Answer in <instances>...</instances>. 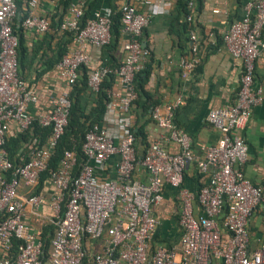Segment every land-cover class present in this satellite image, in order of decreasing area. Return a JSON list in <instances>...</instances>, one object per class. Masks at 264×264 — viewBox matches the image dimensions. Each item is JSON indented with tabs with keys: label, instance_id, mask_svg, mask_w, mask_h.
Returning <instances> with one entry per match:
<instances>
[{
	"label": "built area",
	"instance_id": "obj_1",
	"mask_svg": "<svg viewBox=\"0 0 264 264\" xmlns=\"http://www.w3.org/2000/svg\"><path fill=\"white\" fill-rule=\"evenodd\" d=\"M37 2L29 0L28 6L34 8ZM87 2L70 3L59 25L73 42L72 49L56 64L66 88L53 98L47 114L33 117L30 107L38 98L18 74L19 39L13 29L17 6L15 0H0V264H264V236L252 238L249 230L254 213L264 219V185H254L244 176L248 153L239 135L252 109L264 103L263 90L253 87L255 61L264 49V0H249L242 18L232 22L222 36L228 53L242 60L243 74L234 102L208 115L222 138L220 144L204 148L202 159L193 154L189 136L173 123L182 98L152 108V121L169 138L161 135L137 157L129 113L137 99L135 77L149 57L141 37L150 17L130 2L115 10H94L85 17ZM194 2L189 3L191 10ZM116 12L120 14L124 58L116 68L101 65L91 69L87 89L96 95L109 75L115 77L114 85L119 89L107 92L103 123L93 125L84 137V160L79 163L76 153L66 150L59 167L50 171L47 178L55 193L46 212L39 194L24 198L20 188L22 184L37 187L47 170L68 122L70 93L80 68L89 64L87 47L110 44ZM191 18L189 15L187 21ZM21 25L45 33L50 21L29 13ZM191 39L195 40V35ZM191 51L195 53L196 48ZM198 62L194 54L180 57L177 66L182 78L188 77ZM34 122L48 129V136L43 142L33 136L13 163L5 146L9 125L14 124L20 134ZM168 140L179 145V153L167 151ZM115 155L116 178L101 180L97 172ZM192 163L200 174L208 176L197 193L202 214L194 215L188 199L183 198L177 221L179 248L153 245L160 225L153 208L162 201L164 186L181 187L185 170ZM138 165L146 174L145 181L134 178ZM29 210L36 216V228L26 222ZM48 224L53 231L46 253L40 236Z\"/></svg>",
	"mask_w": 264,
	"mask_h": 264
},
{
	"label": "crops",
	"instance_id": "obj_2",
	"mask_svg": "<svg viewBox=\"0 0 264 264\" xmlns=\"http://www.w3.org/2000/svg\"><path fill=\"white\" fill-rule=\"evenodd\" d=\"M28 1L19 0L20 7L17 8L15 22V30L22 37L18 54V74L38 98L37 104L30 107V112L33 117H39L50 111L53 98L66 88V82L61 78L56 64L60 52H69L73 42L71 35L59 28L60 22L67 14V9L63 13L61 0H38L34 8L28 6ZM248 1L195 0L191 10L192 18L188 22L177 8V0H95L92 11L107 7L115 10L123 3L130 2L139 13L150 17L141 37L142 44L149 51L145 64L147 73L141 76V84L140 79L135 82L140 95L132 103L129 113L133 124L142 125L147 137V142L141 139L135 142L138 158L142 157L150 144L161 135L169 138V134L162 132L152 121L153 106L171 104L178 98L183 99V104L175 110L173 123L189 136L195 157L202 159L206 146L220 144L222 134L209 123L208 115L212 110L224 108L234 102L243 74L242 60L233 58L228 53L222 43V36L232 22L242 18L244 5ZM74 2L75 0L71 3ZM29 13L47 17L50 21L49 30L38 33L24 28L20 19H24ZM192 34L195 35V40L191 39ZM122 39L102 48L88 46L89 70L101 65H119L124 58ZM262 39L264 42V30ZM193 47L196 48L195 53L191 51ZM193 54L199 62L188 77L182 78L177 62L180 57ZM253 87L264 92V49L255 61ZM113 88L119 89L117 85H112L111 89ZM94 97L89 90L82 93L84 109L89 110L93 106ZM17 135L19 133L16 132L15 125L10 124L7 140ZM239 135L244 139L248 153L243 165L244 176L254 185H264V103L252 109L250 119L245 128L239 131ZM165 147L170 154L180 151L179 145L172 140H168ZM21 149L23 148L19 150ZM117 162V155L109 158L103 170L97 172L99 178H116ZM134 178L146 180V174L139 165ZM207 179L208 176L200 174L192 163L185 170L180 188L164 186L163 199L153 208V213L160 222L153 245L179 248L177 221L183 198L188 199L194 215H201L197 193ZM32 193L39 194L44 199V210L49 212L47 206L55 190L48 178L34 189L22 184L20 196L25 198ZM35 217L29 210L26 222L32 228L37 226ZM249 230L252 238L264 236V219L260 213H254Z\"/></svg>",
	"mask_w": 264,
	"mask_h": 264
},
{
	"label": "trees",
	"instance_id": "obj_3",
	"mask_svg": "<svg viewBox=\"0 0 264 264\" xmlns=\"http://www.w3.org/2000/svg\"><path fill=\"white\" fill-rule=\"evenodd\" d=\"M73 0H61V6L63 8V13L66 11L67 7ZM191 0H177V8L179 11L184 15V17L187 19L189 15H191V9L189 6ZM95 0H90V3L86 5L85 9V17H89L92 10H93V4ZM16 6L19 9V0H15ZM17 9V11H18ZM17 17L14 20L13 23V29L15 34L18 36L19 44L17 48V57L19 56L20 47L22 46V37L19 34H17L15 30V22ZM22 19V18H21ZM20 19V24L22 23V20ZM120 14L116 12L112 17V24H111V42L117 43L119 39L121 38L120 33ZM68 33V32H67ZM64 55L63 52H60V55L58 57L57 62L61 59V57ZM19 59V57H18ZM118 66V65H117ZM117 66H111V68H116ZM91 70H89V67H81L79 71L78 78L73 86L72 92H71V108H70V114L68 117L67 125L64 129V133L61 136L54 152L52 153L50 160L48 162V168L47 170L41 174L40 179L38 181V184L41 185L43 180L48 177L51 170H55L59 167L60 159L63 156L64 151L66 150H72L76 153L78 162L81 163L84 160L83 154H82V144L84 141V137L88 130L95 124L101 126L103 123V116L106 111L107 103H108V94L107 92L112 88V85H114L115 77L113 75L107 76L103 82L100 85L98 93L94 97V103L93 106L90 107L89 110H86L82 106V98L81 95L83 92H85L87 89V79L88 74ZM147 70L144 68L141 72H139L135 77V82H137L140 79V84L142 82V75L146 74ZM137 89V87H136ZM137 94L139 97V91L137 89ZM154 107V106H153ZM49 130L46 128H41L37 122H34L32 127L17 135L15 138H10L6 142V150L8 151L10 160L14 163L17 161V154L19 152L20 148H23L25 144L33 137H39L41 142L44 141V139L48 136ZM134 135L137 139H141L144 142H147V137L144 134V129L142 125H138L135 123L134 125ZM146 144V143H145ZM77 171V169H75ZM38 186V185H37ZM53 231L52 224H48L43 227L42 233L40 236V240L42 242V246L44 251L47 253L50 248V240L51 235Z\"/></svg>",
	"mask_w": 264,
	"mask_h": 264
},
{
	"label": "water",
	"instance_id": "obj_4",
	"mask_svg": "<svg viewBox=\"0 0 264 264\" xmlns=\"http://www.w3.org/2000/svg\"><path fill=\"white\" fill-rule=\"evenodd\" d=\"M143 45V47L145 46L144 44H142Z\"/></svg>",
	"mask_w": 264,
	"mask_h": 264
}]
</instances>
